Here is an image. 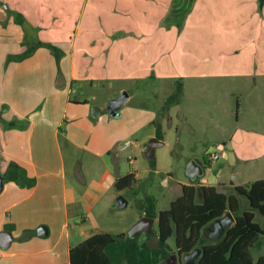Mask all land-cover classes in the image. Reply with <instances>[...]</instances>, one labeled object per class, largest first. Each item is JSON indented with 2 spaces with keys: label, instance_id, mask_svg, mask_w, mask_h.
<instances>
[{
  "label": "crops",
  "instance_id": "0c3cea01",
  "mask_svg": "<svg viewBox=\"0 0 264 264\" xmlns=\"http://www.w3.org/2000/svg\"><path fill=\"white\" fill-rule=\"evenodd\" d=\"M0 1V175L3 177L8 163L14 161L34 179L31 187L23 188L3 179L0 230H10L13 240L0 257V264H70V248L91 234L81 229L78 234L84 237L75 243L70 240L67 225L72 196L65 182L62 142L88 147L99 154L109 153L113 143L121 141L138 145L136 135L126 124L136 120L137 126H153L146 137H156L154 120L159 114L140 108L128 112L126 120H116L97 104L100 111L93 116L91 107L96 103L80 97L81 84L93 88L98 81H129L154 74L170 78L172 43L189 29L206 25L198 13L201 8L210 9L212 5L207 2L211 0ZM213 2L219 24L237 20L229 17L228 8L243 7L242 0ZM15 14L21 16V24L14 21ZM241 21L247 22L248 16ZM38 41L58 48L60 58L57 60L49 47L40 45L25 59L6 62L8 56L19 54ZM187 70L184 65L178 72L187 74ZM126 85L108 84L106 88L115 91L108 93L106 100L116 98L123 90L128 92L129 100L134 87ZM91 98L96 100L95 94ZM178 103L170 102V114ZM207 113L212 112L206 109L203 114L208 120L205 116L198 119L199 123L193 122L195 127L190 124L199 130L196 133L200 139L192 147L183 170L192 158L202 160L205 167V154L212 146L226 150L223 164L235 169L232 173H237L239 181L242 163L248 169L263 167L264 100H238L237 117L232 122ZM65 123L67 130L63 135ZM119 176L122 175L116 174L115 180ZM260 178L264 176L256 179ZM200 180L180 182L181 193L183 184L214 185ZM239 181H222L219 186L234 188ZM41 225L48 230L44 236L37 233ZM26 231H31V235L20 239Z\"/></svg>",
  "mask_w": 264,
  "mask_h": 264
},
{
  "label": "rangeland",
  "instance_id": "374dc122",
  "mask_svg": "<svg viewBox=\"0 0 264 264\" xmlns=\"http://www.w3.org/2000/svg\"><path fill=\"white\" fill-rule=\"evenodd\" d=\"M242 1L243 7L237 10L227 9L229 17L237 18L227 25L215 21L213 0L207 2L212 5L210 9H200L198 17L206 25L197 27L196 30L189 29L172 43L174 59L170 78L165 75L156 77L154 74L137 80L98 81L93 88L81 84L80 97L88 98L96 103L94 105L100 104L105 109L110 101L106 100V96L115 91L107 89L108 84L112 87L120 84L132 85L133 96L118 108L122 114L114 119L126 120L128 112L140 108L163 112V144L155 146L153 157H149L148 142L154 136H146L153 126H137L136 120H131L126 126L127 129L130 126L132 133L136 135L138 145L135 142L125 145L121 141L119 144L113 143L109 153L99 154L88 147L62 142L65 182L72 196V201L69 200L68 203L67 225L71 242H78L84 237L78 234L81 229L88 234L105 231L111 234L128 233L131 225L143 216L140 206L148 195L156 200V212L168 208L170 201L181 193L180 182L187 181L183 165L192 155V147L200 139L196 133L199 130L193 129L190 124L195 127L193 122L199 123L198 119L206 116H203L206 109L212 112L207 115H215L232 122L237 117L238 100H264V73L256 71L264 70V3L260 6L256 0L253 4L251 0ZM178 13L186 14L185 11ZM217 15L219 16L218 11ZM247 16V22L241 21ZM177 29L180 27L177 26ZM184 65L189 70L187 74H180L178 71L183 70ZM179 75L184 76L181 78ZM93 94L96 100H92ZM172 100L179 103L172 107L170 114ZM208 119L206 116V120ZM66 130L65 123L62 128L63 135ZM209 152L218 153L219 156L210 160L208 154H205V173L200 181L235 194L230 185L219 186L222 181L238 178L237 173H232L235 169L223 164L226 161V150L212 146ZM151 158L155 161L154 166L151 165ZM131 170L136 172L132 187L117 190L114 187L115 175H123ZM239 170L242 176L238 181L243 186L252 179L264 176V164L263 167L248 169L242 163ZM118 195L127 199L125 208L116 207L115 199ZM238 197L240 209H247L246 198ZM197 199L199 200V195ZM254 214V220L264 228V215L257 210H254ZM153 230L157 231V220L153 224ZM143 239L145 235L141 233L139 241ZM168 243L172 249L175 248L173 236L168 239ZM251 252L254 258L264 253V235L260 236L259 244ZM180 256L181 262L177 264H183L182 255Z\"/></svg>",
  "mask_w": 264,
  "mask_h": 264
},
{
  "label": "trees",
  "instance_id": "16d2710c",
  "mask_svg": "<svg viewBox=\"0 0 264 264\" xmlns=\"http://www.w3.org/2000/svg\"><path fill=\"white\" fill-rule=\"evenodd\" d=\"M14 21L21 24V16L15 14ZM40 45L49 47L57 60L60 58L58 48L38 41L19 54L8 56L6 62L21 61ZM162 113L154 120L158 139H163ZM150 162L152 166L155 165L153 158ZM3 179L5 182L13 181L22 188L31 187L34 183L26 170L14 161L8 163ZM135 180L136 173L131 171L116 178L114 187L117 190L131 188ZM234 191L235 194H227L214 185L183 184L181 195L172 200L168 208L159 212L155 209V198L148 195L140 208L143 216L157 219V231L153 230L152 234L139 232L134 238H129L125 232L93 233L70 248V264H162L171 253L183 255L195 247L201 249L198 264H264V253L254 258L251 252L259 244L260 236L264 235V228L254 220V210L264 215V178L249 182L246 186L236 184ZM238 195L248 201L247 209H240ZM228 210L234 216L232 225L219 240L207 239L203 228ZM141 233H144L145 239L139 241ZM29 235L31 231H26L20 239ZM171 236L174 237V249L168 243Z\"/></svg>",
  "mask_w": 264,
  "mask_h": 264
},
{
  "label": "water",
  "instance_id": "95a60500",
  "mask_svg": "<svg viewBox=\"0 0 264 264\" xmlns=\"http://www.w3.org/2000/svg\"><path fill=\"white\" fill-rule=\"evenodd\" d=\"M260 6L264 3V0H258ZM128 92L123 90L116 98H112L106 107L108 114L113 117L119 116L120 113L118 108L128 99ZM100 109L98 106L93 105L91 107V114L93 116L97 115ZM163 141L152 137L148 142L147 155L153 157L154 147L162 145ZM205 167L202 160L198 158H192L187 162L184 167V173L191 182H196L199 178L204 175ZM238 178L232 179V182H237ZM3 188V177L0 175V191ZM128 204L127 199L123 195H118L115 199V205L117 208H125ZM234 221V216L231 211H226L222 216L215 218L210 224L203 228V233L205 237L211 241L219 240L225 233L226 229L232 225ZM154 218L149 216H142L135 223H133L127 233L129 238H134L139 232H145L147 234H152L153 232ZM37 233L39 235H46L48 230L45 226L41 225L37 228ZM13 240V235L10 230H0V248L3 250L10 246ZM201 254V249L195 247L190 252H186L182 255L183 264H198V258ZM181 262V256L179 253H171L167 258H165L162 264H177Z\"/></svg>",
  "mask_w": 264,
  "mask_h": 264
},
{
  "label": "built area",
  "instance_id": "2783aa9c",
  "mask_svg": "<svg viewBox=\"0 0 264 264\" xmlns=\"http://www.w3.org/2000/svg\"><path fill=\"white\" fill-rule=\"evenodd\" d=\"M208 154V159L210 160H214V159H217L218 158V153H215V152H207ZM4 253V250L2 248H0V257L3 255Z\"/></svg>",
  "mask_w": 264,
  "mask_h": 264
},
{
  "label": "flooded vegetation",
  "instance_id": "af4514ba",
  "mask_svg": "<svg viewBox=\"0 0 264 264\" xmlns=\"http://www.w3.org/2000/svg\"><path fill=\"white\" fill-rule=\"evenodd\" d=\"M197 181H199V179L197 180ZM153 230V229H152ZM145 233V232H144Z\"/></svg>",
  "mask_w": 264,
  "mask_h": 264
}]
</instances>
